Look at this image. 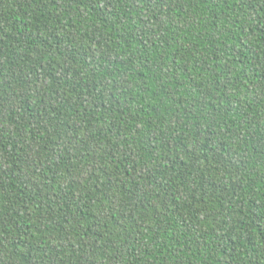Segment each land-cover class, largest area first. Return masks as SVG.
I'll list each match as a JSON object with an SVG mask.
<instances>
[{
  "label": "trees",
  "instance_id": "obj_1",
  "mask_svg": "<svg viewBox=\"0 0 264 264\" xmlns=\"http://www.w3.org/2000/svg\"><path fill=\"white\" fill-rule=\"evenodd\" d=\"M0 264H264V0H0Z\"/></svg>",
  "mask_w": 264,
  "mask_h": 264
}]
</instances>
